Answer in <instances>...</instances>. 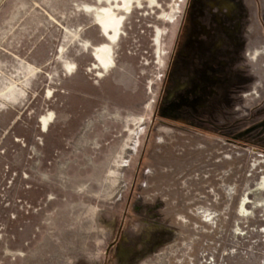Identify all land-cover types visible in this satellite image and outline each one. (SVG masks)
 Instances as JSON below:
<instances>
[{
	"label": "rangeland",
	"instance_id": "obj_1",
	"mask_svg": "<svg viewBox=\"0 0 264 264\" xmlns=\"http://www.w3.org/2000/svg\"><path fill=\"white\" fill-rule=\"evenodd\" d=\"M0 264H264V0H0Z\"/></svg>",
	"mask_w": 264,
	"mask_h": 264
},
{
	"label": "trees",
	"instance_id": "obj_2",
	"mask_svg": "<svg viewBox=\"0 0 264 264\" xmlns=\"http://www.w3.org/2000/svg\"><path fill=\"white\" fill-rule=\"evenodd\" d=\"M177 40V39H176ZM168 70H169V67H167V70H166V74H165V78H164V82H163V84H165V79H166V77H167V75H168ZM159 104V101L157 102V105ZM156 114V113H155ZM124 211L126 212V209H124ZM124 212V217H125V215H126V213Z\"/></svg>",
	"mask_w": 264,
	"mask_h": 264
},
{
	"label": "bare ground",
	"instance_id": "obj_3",
	"mask_svg": "<svg viewBox=\"0 0 264 264\" xmlns=\"http://www.w3.org/2000/svg\"><path fill=\"white\" fill-rule=\"evenodd\" d=\"M107 20V19H106ZM108 22V21H107ZM101 59H103L104 61H105V59H106V54H101Z\"/></svg>",
	"mask_w": 264,
	"mask_h": 264
},
{
	"label": "crops",
	"instance_id": "obj_4",
	"mask_svg": "<svg viewBox=\"0 0 264 264\" xmlns=\"http://www.w3.org/2000/svg\"><path fill=\"white\" fill-rule=\"evenodd\" d=\"M177 36H178V35H177ZM178 37H179V36H178ZM178 37H177V38H178Z\"/></svg>",
	"mask_w": 264,
	"mask_h": 264
}]
</instances>
